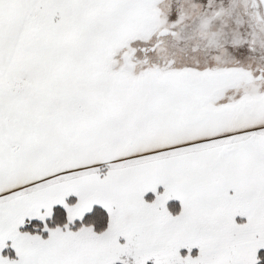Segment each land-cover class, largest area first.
I'll list each match as a JSON object with an SVG mask.
<instances>
[{
    "label": "snow or ice",
    "instance_id": "1",
    "mask_svg": "<svg viewBox=\"0 0 264 264\" xmlns=\"http://www.w3.org/2000/svg\"><path fill=\"white\" fill-rule=\"evenodd\" d=\"M0 264H264V0H0Z\"/></svg>",
    "mask_w": 264,
    "mask_h": 264
}]
</instances>
